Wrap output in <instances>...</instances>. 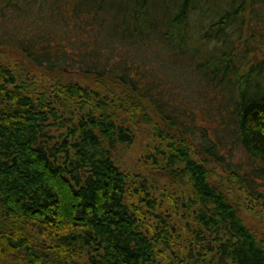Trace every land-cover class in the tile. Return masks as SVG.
<instances>
[{"label": "trees", "instance_id": "16d2710c", "mask_svg": "<svg viewBox=\"0 0 264 264\" xmlns=\"http://www.w3.org/2000/svg\"><path fill=\"white\" fill-rule=\"evenodd\" d=\"M261 172L264 0H0V264H264Z\"/></svg>", "mask_w": 264, "mask_h": 264}, {"label": "rangeland", "instance_id": "374dc122", "mask_svg": "<svg viewBox=\"0 0 264 264\" xmlns=\"http://www.w3.org/2000/svg\"><path fill=\"white\" fill-rule=\"evenodd\" d=\"M79 78H81L80 75L72 72L68 75V79L70 80ZM83 82L93 84L92 81L83 80ZM148 134L150 136L149 132ZM150 140L151 136L148 138L146 133H141L133 144L119 146L114 154L115 159L123 169L131 174L134 185H139L141 181H144L150 186L152 197H156L157 201L160 202L159 206H161L162 210L169 209L172 214H175L173 210L177 209L179 213H181L183 207H181L182 198H179L180 190L175 186H171V182L168 180L167 176H163V172L156 166L157 164L152 163L155 158L147 156L146 154V152L150 153L152 149V146L149 145L150 143L152 144ZM233 148L236 151V158L240 157L242 150L239 146L236 145ZM262 175H264L263 172L260 173V176ZM261 179L263 180V184L260 185V188L264 190V176H262ZM172 200H176V204L180 207L176 208ZM245 210L246 213H248L249 222L264 235V218L255 216V209L253 206ZM178 218L185 221L181 215L178 216ZM184 243L186 244V242Z\"/></svg>", "mask_w": 264, "mask_h": 264}]
</instances>
